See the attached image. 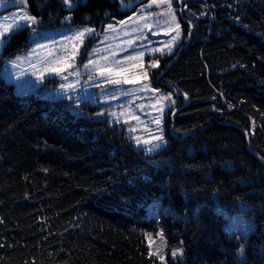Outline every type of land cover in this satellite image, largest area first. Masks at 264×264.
I'll use <instances>...</instances> for the list:
<instances>
[{
	"label": "trees",
	"instance_id": "trees-1",
	"mask_svg": "<svg viewBox=\"0 0 264 264\" xmlns=\"http://www.w3.org/2000/svg\"><path fill=\"white\" fill-rule=\"evenodd\" d=\"M25 1L43 27L134 10ZM175 3L182 42L150 70L176 97L156 153L86 101L18 94L0 73V264H264V0Z\"/></svg>",
	"mask_w": 264,
	"mask_h": 264
},
{
	"label": "rangeland",
	"instance_id": "rangeland-1",
	"mask_svg": "<svg viewBox=\"0 0 264 264\" xmlns=\"http://www.w3.org/2000/svg\"><path fill=\"white\" fill-rule=\"evenodd\" d=\"M119 2L134 10L124 17H112L101 27L90 23H64L54 27L29 25V45L4 59L0 73L13 83L18 94L35 91L49 98L86 101L94 106L96 117L123 123L131 139L137 143L136 138H139V145L147 150L151 145L144 142L156 143L153 137L161 134L153 122L161 115L159 110L176 102L172 92L160 89L150 79V65L158 63V58L153 56L161 54L153 50L167 53L168 41L176 34L179 18L175 0H170L175 21L168 12L169 0H155L152 7H146L151 0ZM12 4L10 9L0 13V32L25 12L35 17L27 9L25 0L23 7L19 0ZM32 28L36 29L35 33ZM85 28L95 31L81 43L75 36L78 30ZM2 47L0 45V51ZM53 68L66 70L57 73L50 71ZM72 72L78 74L69 75ZM125 79L128 83L123 82ZM116 80L121 82H108ZM145 84L148 88H144ZM62 85L71 87L65 89ZM170 93L171 100L166 99ZM100 113L102 115H98ZM160 127L164 136L163 121Z\"/></svg>",
	"mask_w": 264,
	"mask_h": 264
},
{
	"label": "snow or ice",
	"instance_id": "snow-or-ice-1",
	"mask_svg": "<svg viewBox=\"0 0 264 264\" xmlns=\"http://www.w3.org/2000/svg\"><path fill=\"white\" fill-rule=\"evenodd\" d=\"M4 2H5V0H0V4H3ZM19 2L21 4V7H23V0H19ZM162 2H163V0H162ZM62 3L64 5H67L68 9L71 10L72 8L78 6L79 0H62ZM153 3H155V0H151V2L148 5H146V7H152ZM168 12H169L170 15H172L173 21H175L176 20V16H175V14L173 12V8H172V4H171L170 0H169V3H168ZM201 15H203V13H201ZM65 19L67 20L68 17H66ZM237 19H239V18L237 17ZM37 23H38V20L35 17H31L25 12L24 14H22L19 17L18 20H14L11 24L7 25V27H5L3 29V32H0V45H3L6 42H8L10 37L12 35H14L15 33L28 28L29 25H35ZM121 23H124V22L121 21ZM191 27L192 26L189 25V29H191ZM109 28H111V25H109ZM176 29H177L176 34L171 36V39L168 41L167 54H173L174 48L179 46V42H182V39H183L182 30H181V25L179 23H176ZM35 31H36V29L32 28V32L35 33ZM94 31L95 30L92 29V28H85L82 31L78 30L77 33H76L75 38L80 39L81 43H83L84 38H86L87 36L93 34ZM188 36L189 37L191 36V30H189ZM153 51H159L161 53V55L165 54L164 51L161 50V49H154ZM140 56L143 57L144 53L141 52ZM17 59H19V57H17ZM68 67H72V65L68 64ZM85 67H87V65H85ZM150 67L158 68L159 64L158 63H152L150 65ZM65 70L66 69H56V68L50 69V71L57 72V73H59L60 71H65ZM76 74H78V73H75V72L69 73V75H76ZM101 75H103V73H101ZM145 78L147 79V74H145ZM64 79H66V77H64ZM89 79H92V77L90 76ZM108 82L117 83L118 84L121 81L116 80V81H108ZM123 82L124 83H128V80L125 79ZM62 87L67 89L68 87H71V86L70 85H62ZM144 88H148V85L145 84ZM171 95L172 94L170 93L169 96L166 97V99L171 100ZM166 107H168V106H165L164 108H161L159 110L161 112V115L156 117L153 120V122L157 125V130L160 131L161 134L158 135V136H154L153 137V140H155L156 143H152V141H145L144 142V143H148V144L151 145L149 148H147L146 154L156 153L160 149H162L163 147H166L167 142H166V140L164 139V136H163V129L160 127V125L162 124L163 118H164L163 114H164V111H165ZM98 115H102V113H100ZM112 115L115 116L116 114L113 113ZM132 131H135V129H132ZM136 142H137V145H139L141 143L139 138H136ZM236 231H239L240 238L242 239L244 234L247 231L246 222H245V227H242V228H240V229H238ZM182 251H183L182 249L176 250V251H174L172 253V256L175 258L178 255H182ZM243 254H244V246L241 245L239 250H238V252H237V256L242 258ZM161 259H163V257H161ZM240 264H243L242 260L240 261Z\"/></svg>",
	"mask_w": 264,
	"mask_h": 264
},
{
	"label": "water",
	"instance_id": "water-1",
	"mask_svg": "<svg viewBox=\"0 0 264 264\" xmlns=\"http://www.w3.org/2000/svg\"><path fill=\"white\" fill-rule=\"evenodd\" d=\"M12 6L13 4L9 0H5L3 4H0V13L10 9ZM103 24L104 22L101 21L99 27H101Z\"/></svg>",
	"mask_w": 264,
	"mask_h": 264
}]
</instances>
